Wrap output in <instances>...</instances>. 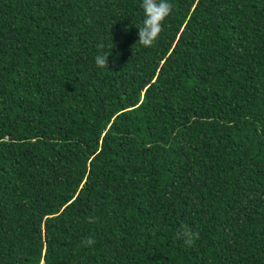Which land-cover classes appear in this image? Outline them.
<instances>
[{
    "label": "trees",
    "instance_id": "16d2710c",
    "mask_svg": "<svg viewBox=\"0 0 264 264\" xmlns=\"http://www.w3.org/2000/svg\"><path fill=\"white\" fill-rule=\"evenodd\" d=\"M141 2L0 0V264H264V0Z\"/></svg>",
    "mask_w": 264,
    "mask_h": 264
},
{
    "label": "clouds",
    "instance_id": "9594fccd",
    "mask_svg": "<svg viewBox=\"0 0 264 264\" xmlns=\"http://www.w3.org/2000/svg\"><path fill=\"white\" fill-rule=\"evenodd\" d=\"M140 6L144 13V19L142 21V26L138 27V41L136 43H139L142 47L150 48L154 45L160 33L163 31L162 26L165 19L172 12V4L169 0H142ZM108 56L109 55L106 53L98 54L94 58L97 67H108ZM88 222L95 223V218L89 217ZM177 238L181 239L185 245L191 247L194 242L199 239V233L185 224L177 231ZM82 243L91 247L95 244V240L89 237Z\"/></svg>",
    "mask_w": 264,
    "mask_h": 264
}]
</instances>
